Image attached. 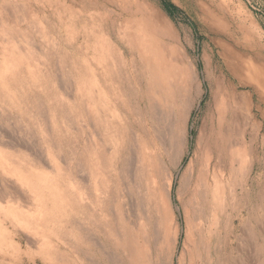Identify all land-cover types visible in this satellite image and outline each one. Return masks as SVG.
Returning a JSON list of instances; mask_svg holds the SVG:
<instances>
[{"label":"rangeland","instance_id":"1","mask_svg":"<svg viewBox=\"0 0 264 264\" xmlns=\"http://www.w3.org/2000/svg\"><path fill=\"white\" fill-rule=\"evenodd\" d=\"M256 262L264 0H0V264Z\"/></svg>","mask_w":264,"mask_h":264},{"label":"bare ground","instance_id":"2","mask_svg":"<svg viewBox=\"0 0 264 264\" xmlns=\"http://www.w3.org/2000/svg\"><path fill=\"white\" fill-rule=\"evenodd\" d=\"M210 8V7H209ZM225 54V53H224ZM235 54V53H234ZM237 57V56H236ZM231 67V66H230ZM232 68V67H231ZM233 70H234V72L236 73H238V71H236V67H234L233 68ZM254 75V74H253ZM234 101V100H233ZM234 104V103H233ZM153 106V105H152ZM160 110V109H159ZM163 110V109H162ZM151 111V110H150ZM165 114V113H164ZM249 114V113H248ZM166 115V114H165ZM234 124V123H233ZM171 125V124H170ZM167 127V126H166ZM250 131V130H249ZM162 132V131H161ZM239 132V131H238ZM172 134V133H171ZM240 135H242V134H240ZM181 136V135H180ZM230 136V135H229ZM253 136V135H252ZM199 137V136H198ZM256 137V136H255ZM172 138V137H171ZM235 140V139H234ZM239 140V139H238ZM174 142H176V141H174ZM173 142V143H174ZM249 142V141H248ZM172 143V142H171ZM240 143V142H239ZM244 143H245V141H244ZM243 143V144H244ZM163 144V143H162ZM170 144V143H169ZM237 144V143H236ZM175 145H176V143H175ZM231 145V144H230ZM177 146V145H176ZM241 146V145H240ZM233 147V146H232ZM179 148V147H178ZM208 148V147H207ZM174 149V148H173ZM168 151H169V149H167ZM177 150V149H176ZM166 151V150H165ZM167 151V152H168ZM174 151H175V149H174ZM178 151H181V150H178ZM229 151H230V149H229ZM220 152V151H219ZM169 153V152H168ZM171 154V153H170ZM169 154V155H170ZM202 154V153H201ZM210 154V153H209ZM220 154V153H219ZM174 155H175V153H174ZM173 155V157L171 156V158H174V157H176V155L174 156ZM178 156V155H177ZM220 156V155H219ZM243 156V155H242ZM247 156V155H246ZM181 157V156H180ZM233 157V156H232ZM240 157H241V154H240ZM259 157V156H258ZM170 157L168 156V159H169ZM219 158V157H218ZM176 159H177V157H176ZM232 159V158H231ZM238 159V158H237ZM173 160V159H172ZM206 160V159H205ZM220 160V159H219ZM223 160V159H222ZM222 160H220L221 162H222ZM241 160V159H240ZM240 160H238V161H240ZM174 161V160H173ZM177 161H178V164H180V162H181V159L180 160H178L177 159ZM167 162V161H166ZM168 162H169V160H168ZM167 162V163H168ZM171 162V161H170ZM235 162H236V160H235ZM244 162V161H243ZM174 163H175V161H174ZM173 163V164H174ZM194 163V162H193ZM219 163V162H218ZM239 163V162H238ZM177 165V164H176ZM251 166H252V164H250ZM249 165V166H250ZM169 166V165H168ZM229 166V165H228ZM237 166V165H236ZM254 167V166H253ZM176 168V167H175ZM202 168V167H201ZM220 168V167H219ZM237 168L239 169V165L237 166ZM250 168V167H249ZM248 168V169H249ZM128 169V168H127ZM163 169H164V167H163ZM189 169V168H188ZM221 169H222V166H221ZM251 169V168H250ZM222 170H224V169H222ZM230 175H232L231 173H233V171H234V163H233V161L231 162V164H230ZM240 170V169H239ZM131 171V170H130ZM199 171H200V169H199ZM218 171H216V167H215V163L213 162V160L211 159V157L210 158H208L207 160H206V163L204 164V167L202 168V170L200 171V176H201V178H199V177H197L196 176V178H198V179H200L201 181L203 180V184H204V186H206L207 188L209 187V186H212V185H214V186H218L219 184H220V181H219V173H217ZM220 172V171H219ZM238 172H240V171H238ZM244 172V171H243ZM129 173V172H128ZM127 173V174H128ZM126 174V175H127ZM198 174V175H199ZM241 174V173H240ZM243 174V173H242ZM173 175H174V173L172 172V173H170V181H169V183H168V185H169V187L171 188L172 187V180H173ZM195 175H197L196 174V171H195V169H194V167H192L191 168V170H190V174H189V176H190V178H194L195 177ZM237 175H238V173H237ZM188 176V177H189ZM184 178H185V176H184ZM195 178V179H196ZM235 178V177H234ZM240 178V177H239ZM164 179V178H163ZM247 179V178H246ZM226 180V179H225ZM167 181V180H166ZM237 181V180H236ZM188 182V181H187ZM240 182V181H239ZM201 184H202V182H201ZM167 186V185H166ZM205 188V187H204ZM169 189V188H168ZM204 191V190H203ZM198 192V191H197ZM166 194V193H165ZM169 194V193H168ZM215 195V194H214ZM205 197V196H204ZM234 198V197H233ZM130 199V198H129ZM232 199V198H231ZM233 200V199H232ZM226 203V202H225ZM224 203V204H225ZM210 205H211V203H210ZM225 211V210H224ZM195 221V220H194ZM243 226V225H242ZM251 226V225H250ZM260 226V225H259ZM246 227V226H245ZM190 230V229H189ZM241 230V229H240ZM246 232V231H245ZM246 234V233H245ZM248 234V233H247ZM165 235V234H164ZM241 235V234H240ZM258 235V234H257ZM237 236V235H236ZM245 238H247V236L245 237ZM250 239H251V237H249ZM254 238V237H253ZM254 241V240H253ZM96 243V242H95ZM247 243V242H246ZM253 243V242H252ZM242 244V243H241ZM251 245V244H250ZM249 246V245H248ZM245 247V246H244ZM247 247V246H246ZM241 248V247H240ZM258 248V247H257ZM238 249V248H237ZM247 249V248H246ZM246 249H243V251L244 250H246ZM249 249V248H248ZM251 249V248H250ZM239 250V249H238ZM242 250V249H241ZM257 250V249H256ZM262 250V249H261ZM252 251V249L250 250V252ZM248 252V251H247ZM249 252V254L252 256L253 255V253L251 254ZM257 253V252H256ZM109 254V253H108ZM242 254V253H241ZM244 254H245V252H244ZM243 255V254H242ZM245 255H247V253L245 254ZM112 256V255H111ZM110 256V257H111ZM249 256V255H248ZM247 256V257H248ZM238 258V257H237ZM236 258V259H237ZM252 258H254V255H253V257ZM242 260H244V259H242ZM245 260L247 261V259L245 258ZM251 260V259H250ZM250 260H249V262H250ZM255 260H256V258H255ZM246 261H245V263H246ZM259 261V260H258ZM112 263V262H111ZM237 263V262H236ZM239 263V262H238ZM235 264V263H234ZM253 264V263H252ZM256 264H257V262H256Z\"/></svg>","mask_w":264,"mask_h":264},{"label":"trees","instance_id":"3","mask_svg":"<svg viewBox=\"0 0 264 264\" xmlns=\"http://www.w3.org/2000/svg\"><path fill=\"white\" fill-rule=\"evenodd\" d=\"M165 4L168 7V9H170L171 11H174V9H176L175 5H171V4H168V3H165Z\"/></svg>","mask_w":264,"mask_h":264}]
</instances>
